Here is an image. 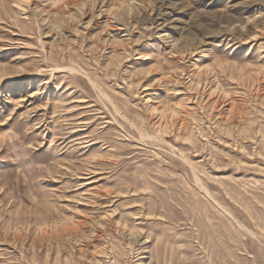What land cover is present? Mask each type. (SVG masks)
<instances>
[{
    "label": "rangeland",
    "instance_id": "obj_1",
    "mask_svg": "<svg viewBox=\"0 0 264 264\" xmlns=\"http://www.w3.org/2000/svg\"><path fill=\"white\" fill-rule=\"evenodd\" d=\"M0 264H264V0H0Z\"/></svg>",
    "mask_w": 264,
    "mask_h": 264
}]
</instances>
